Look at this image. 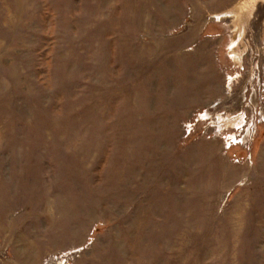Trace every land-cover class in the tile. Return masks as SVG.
I'll return each instance as SVG.
<instances>
[{
	"label": "rangeland",
	"instance_id": "rangeland-1",
	"mask_svg": "<svg viewBox=\"0 0 264 264\" xmlns=\"http://www.w3.org/2000/svg\"><path fill=\"white\" fill-rule=\"evenodd\" d=\"M0 264H264V0H0Z\"/></svg>",
	"mask_w": 264,
	"mask_h": 264
},
{
	"label": "built area",
	"instance_id": "built-area-1",
	"mask_svg": "<svg viewBox=\"0 0 264 264\" xmlns=\"http://www.w3.org/2000/svg\"><path fill=\"white\" fill-rule=\"evenodd\" d=\"M199 118H203V116L202 115H200L199 116ZM187 125H186V128L187 127H189V126H191V124L189 125V123H186ZM222 137L226 140V143L230 146L231 144H237V143H239V142H242V139L240 138V139H237L236 141H235V138L231 135V134H225V135H222ZM224 140V141H225Z\"/></svg>",
	"mask_w": 264,
	"mask_h": 264
},
{
	"label": "bare ground",
	"instance_id": "bare-ground-1",
	"mask_svg": "<svg viewBox=\"0 0 264 264\" xmlns=\"http://www.w3.org/2000/svg\"><path fill=\"white\" fill-rule=\"evenodd\" d=\"M242 6H243V5H240V7H242ZM217 17H218V16H217ZM230 52H231V56H232L233 60H236L235 63H236L237 61L239 62V60L235 59V52H234V50L231 49Z\"/></svg>",
	"mask_w": 264,
	"mask_h": 264
}]
</instances>
